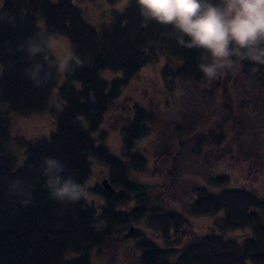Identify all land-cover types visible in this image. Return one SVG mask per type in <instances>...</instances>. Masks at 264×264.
Wrapping results in <instances>:
<instances>
[{
    "label": "trees",
    "instance_id": "obj_1",
    "mask_svg": "<svg viewBox=\"0 0 264 264\" xmlns=\"http://www.w3.org/2000/svg\"><path fill=\"white\" fill-rule=\"evenodd\" d=\"M105 1L116 5L120 0ZM84 2L94 6L93 0H0V264H92L95 252L119 253L129 243L138 250V264H264V199L230 187L227 175L209 173V185L196 186L189 208L194 214L216 216L219 231L184 244L181 229L188 218L167 209L162 196L180 183L181 160L224 144L228 127L238 122L237 105L255 107L254 95L264 96V65L237 61L208 80L197 67L200 51L180 46L171 26L145 20L135 0L106 14L94 7L98 17L93 24L83 15ZM47 34L70 39V59H79L74 70L62 73L50 67L57 60L49 57ZM30 38L42 49L33 56L27 51ZM162 60L160 74L170 98L167 115L136 104L121 130L122 157L116 156L95 134H102L105 117L123 88L144 67ZM37 64L43 65L39 86L29 75ZM241 75L244 81L237 80ZM33 113L49 114L55 128L49 137L24 141L23 152L10 145L12 117ZM171 120H179L172 130L181 136L176 142L180 152L170 153L173 167L166 172L165 188L152 199L139 181L138 171L147 168L148 158L138 141ZM254 125L264 131V122ZM238 148L244 150L243 144ZM17 153L23 156L19 167ZM45 157L64 164L67 171L61 175L72 176L85 188L79 201L49 198ZM93 160L106 168L104 178L113 193L100 182L96 196L88 197ZM139 225L158 236L149 239ZM246 228L250 235L242 242L225 234Z\"/></svg>",
    "mask_w": 264,
    "mask_h": 264
},
{
    "label": "rangeland",
    "instance_id": "obj_2",
    "mask_svg": "<svg viewBox=\"0 0 264 264\" xmlns=\"http://www.w3.org/2000/svg\"><path fill=\"white\" fill-rule=\"evenodd\" d=\"M74 1L78 2V0ZM93 3V7L87 2L81 4L83 15L86 21L90 23L98 17V13L94 10V7H98L99 12L105 10L102 13L106 14L114 8L123 9L128 4V0H120L116 5L109 4V2L105 0L100 2V6L99 0H93ZM53 37L55 38V43L49 57L55 58L58 62L69 60L71 57L70 39L67 36ZM163 64L164 60L152 65H147L130 82L129 86L123 88L120 97L116 100V105L105 117L101 126L102 134H95L96 137L98 136L104 139L110 151L116 156L122 157L124 143L121 130L130 120L132 108L136 104L142 105L146 109H151L152 111L159 109L162 111L163 116L167 115L165 108L167 104L166 98H170L169 94L165 93V83L160 74ZM60 72L63 73V71ZM234 72L237 74L240 71L235 70ZM106 76L114 77L117 76V74L114 72H106ZM237 80L244 81L245 79L241 75ZM61 81H63V76H61ZM243 88L246 89L245 85H242L241 90H244ZM254 96L256 98V101L254 100L255 107L245 106L244 108H239L238 105L236 106L235 117L238 122L228 127V140L226 139L225 145L218 148L216 152H211L210 162L216 165L213 171L214 175L226 174L230 176L228 185L236 184L239 185V187H249L260 199H264V131H262V127L254 125L263 124L264 122V118L260 123L257 121L258 117H261V110H264V96L260 95L258 97V94ZM238 99L239 95L236 96L237 101ZM59 106H61L60 103ZM1 108L3 107L1 106ZM251 108H257V112H253ZM249 116L256 119L251 122L248 119L250 118ZM52 118L53 117L49 114L43 113L14 115L12 117L10 131V145L15 148H20L24 152L26 150L24 141H35L44 135L49 137L51 129L53 130L55 128ZM178 124L179 120L176 122L171 120L166 127L154 129L151 134H145V136L138 141L139 151L148 158L147 168L144 171H138L139 181L146 184L147 188H149L152 193V199H155L156 193L160 194L162 188H165L166 172L173 167L170 152L178 151L176 142H179L181 136L175 133L176 130L173 132L172 128H175ZM53 125L54 127L52 128ZM199 130H201V128H199ZM243 138H245L244 141H242ZM240 142L243 144L244 150L236 152V147ZM207 149L211 150L214 148L210 147ZM213 154L215 155L214 157H212ZM186 156L187 153L185 154V157ZM192 160L193 156L180 161L181 168L184 171V173H181L180 183L174 189H171V191L162 193L165 202L168 203L167 209L181 211L188 218L187 224L182 228L184 234L181 236V241L184 244L189 243L190 240H195L197 237L201 238L204 234L209 232L208 230L211 229V225L217 224L218 219L216 216L211 217L194 214L189 208L192 202L190 199L192 197L191 195H195L196 180L200 183L206 180L202 173L197 174L198 171H195L193 165H190ZM17 161V166H21L23 163V156L18 153ZM105 175L106 168L102 164H95L93 160L92 173L87 181L88 197L94 198L96 196L95 189L97 188V184L101 182ZM196 175L199 176L197 177ZM239 187L237 186L236 188ZM143 225H139L138 230L147 233L149 239H154L158 236L156 231H153V229L148 226L144 227ZM226 234L228 237L242 242L244 238L250 235V231L248 228L236 229ZM178 237L174 235L172 239L179 242L180 239ZM158 238L160 243L163 244V240H161L160 237ZM137 251L134 243H129L124 249H121L119 253H117L118 251L110 254L95 252L92 254V264H138L135 260V255L138 253Z\"/></svg>",
    "mask_w": 264,
    "mask_h": 264
},
{
    "label": "clouds",
    "instance_id": "obj_3",
    "mask_svg": "<svg viewBox=\"0 0 264 264\" xmlns=\"http://www.w3.org/2000/svg\"><path fill=\"white\" fill-rule=\"evenodd\" d=\"M140 15L147 21L171 26L176 42L188 49L200 51L198 70L208 80H214L237 61L264 65V0H135ZM37 35H41L37 33ZM55 38L47 34L49 53ZM30 56L42 51L29 39ZM47 59V57H46ZM54 59V58H53ZM55 60V59H54ZM79 64L78 57L55 61L50 67L68 72ZM43 65L37 64L30 77L39 86L38 74ZM25 71H28L25 69ZM44 187L49 198L57 202L75 203L85 195V188L72 176L64 178V164L45 157Z\"/></svg>",
    "mask_w": 264,
    "mask_h": 264
},
{
    "label": "flooded vegetation",
    "instance_id": "obj_4",
    "mask_svg": "<svg viewBox=\"0 0 264 264\" xmlns=\"http://www.w3.org/2000/svg\"><path fill=\"white\" fill-rule=\"evenodd\" d=\"M211 112V111H210ZM197 115H201V114H199V112H197L196 113ZM250 118H248L251 122L254 120V119H256V118H253V117H251V116H249ZM264 118V110H261V117H258V122L260 123L261 122V120ZM210 121H213L214 122V120H213V116H211V120ZM228 140V139H227ZM245 140V138H243L242 139V141H244ZM225 145V142H224V144L222 145V146H224ZM239 145H242V143L240 142L239 143ZM238 145V146H239ZM221 146V147H222ZM238 146L236 147V152H239L240 150H239V148H238ZM218 148H220V147H218ZM218 148H214V149H207V148H205V149H203V151H202V153L201 154H197V155H194L193 156V160L190 162V165H193V167H194V169H195V171H198L197 172V174L199 173H202L204 176H205V178H206V180H204V181H201V183L200 182H198V180H196V182H197V184H196V186H199V185H209L208 183H209V180H208V174L209 173H212L213 174V171H214V167L216 166L214 163H212V162H210L211 161V159H210V157H211V152H216L217 151V149ZM171 153V152H170ZM169 154V153H168ZM168 154H167V156H168ZM215 155L213 154V156L212 157H214ZM226 175V174H225ZM197 177L199 176V175H196ZM227 176H229V175H227ZM230 177V176H229ZM230 187H232V188H236L237 186L239 187V185H236V184H234V185H229ZM196 189H197V187H195ZM237 189H246V190H249V191H252L249 187H239V188H237ZM219 190V189H218ZM253 193H254V191H252ZM255 194V193H254ZM257 195V194H256ZM192 197L190 198L191 200H193V198L195 199V196H196V191H195V195H191ZM258 196V195H257ZM219 216V215H218ZM264 218V217H263ZM217 226V224H214V225H211V229H209L208 231L209 232H207V233H210V232H212V231H216V230H218V228L216 227ZM219 231V230H218ZM217 232V231H216ZM206 233V234H207ZM227 232H225V234H226ZM181 234H182V236H183V234H184V230L183 229H181Z\"/></svg>",
    "mask_w": 264,
    "mask_h": 264
},
{
    "label": "water",
    "instance_id": "obj_5",
    "mask_svg": "<svg viewBox=\"0 0 264 264\" xmlns=\"http://www.w3.org/2000/svg\"><path fill=\"white\" fill-rule=\"evenodd\" d=\"M101 184L103 185L104 189L109 192V193H113L115 191V189L113 188V186L109 183L107 178L102 179Z\"/></svg>",
    "mask_w": 264,
    "mask_h": 264
}]
</instances>
